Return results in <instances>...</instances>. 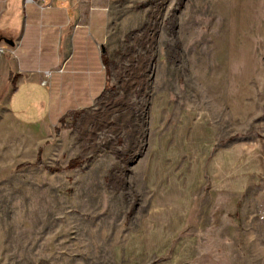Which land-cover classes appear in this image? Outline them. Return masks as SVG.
Segmentation results:
<instances>
[{
	"label": "rangeland",
	"instance_id": "1",
	"mask_svg": "<svg viewBox=\"0 0 264 264\" xmlns=\"http://www.w3.org/2000/svg\"><path fill=\"white\" fill-rule=\"evenodd\" d=\"M97 3L93 105L0 106V264H264V0Z\"/></svg>",
	"mask_w": 264,
	"mask_h": 264
},
{
	"label": "crops",
	"instance_id": "2",
	"mask_svg": "<svg viewBox=\"0 0 264 264\" xmlns=\"http://www.w3.org/2000/svg\"><path fill=\"white\" fill-rule=\"evenodd\" d=\"M108 22L97 0H0V106L11 116L48 110L53 123L90 108L105 84Z\"/></svg>",
	"mask_w": 264,
	"mask_h": 264
},
{
	"label": "trees",
	"instance_id": "3",
	"mask_svg": "<svg viewBox=\"0 0 264 264\" xmlns=\"http://www.w3.org/2000/svg\"><path fill=\"white\" fill-rule=\"evenodd\" d=\"M101 58H102V63H103L104 67L110 65V61L108 60V55H107V52L105 50H103Z\"/></svg>",
	"mask_w": 264,
	"mask_h": 264
},
{
	"label": "built area",
	"instance_id": "4",
	"mask_svg": "<svg viewBox=\"0 0 264 264\" xmlns=\"http://www.w3.org/2000/svg\"><path fill=\"white\" fill-rule=\"evenodd\" d=\"M26 2H35V0H25ZM0 51H1V48H0ZM64 69H63V67H61V69H60V72H62Z\"/></svg>",
	"mask_w": 264,
	"mask_h": 264
},
{
	"label": "water",
	"instance_id": "5",
	"mask_svg": "<svg viewBox=\"0 0 264 264\" xmlns=\"http://www.w3.org/2000/svg\"><path fill=\"white\" fill-rule=\"evenodd\" d=\"M104 48V47H103Z\"/></svg>",
	"mask_w": 264,
	"mask_h": 264
}]
</instances>
